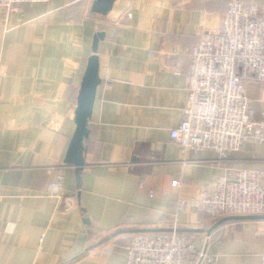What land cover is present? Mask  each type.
Wrapping results in <instances>:
<instances>
[{
  "label": "crops",
  "instance_id": "obj_1",
  "mask_svg": "<svg viewBox=\"0 0 264 264\" xmlns=\"http://www.w3.org/2000/svg\"><path fill=\"white\" fill-rule=\"evenodd\" d=\"M94 1L0 8V264H126L134 235L175 223L195 255L215 257L210 264H261L264 220L228 221L208 235L220 219L180 210L179 201L200 199L228 169L264 172V143L248 142L216 166L217 153H184L170 133L188 103L175 67L188 68L187 51L202 32L221 29L231 2L264 14V0H116L107 16L92 13ZM94 54L101 85L78 172L65 157ZM243 83L264 122V82ZM55 181L59 198L46 195Z\"/></svg>",
  "mask_w": 264,
  "mask_h": 264
},
{
  "label": "built area",
  "instance_id": "obj_2",
  "mask_svg": "<svg viewBox=\"0 0 264 264\" xmlns=\"http://www.w3.org/2000/svg\"><path fill=\"white\" fill-rule=\"evenodd\" d=\"M50 0H0L7 12L21 4ZM132 18V13L127 14ZM189 66L175 73L185 75L188 103L184 119L170 137L184 153L203 151L219 155L214 165L229 161L254 141L264 143V122L255 120L252 101L243 79L254 76L264 82V14L260 5L230 3L215 32H202L187 51ZM174 181L172 187H180ZM141 188L144 185L141 184ZM62 182L51 183L46 195L60 197ZM153 195V192H150ZM179 209H194L217 220L231 215H264V172L228 169L213 190L200 199L180 200ZM193 238L177 231L138 233L127 248L126 264H210L215 257L207 251L196 255ZM261 264H264V255Z\"/></svg>",
  "mask_w": 264,
  "mask_h": 264
},
{
  "label": "water",
  "instance_id": "obj_3",
  "mask_svg": "<svg viewBox=\"0 0 264 264\" xmlns=\"http://www.w3.org/2000/svg\"><path fill=\"white\" fill-rule=\"evenodd\" d=\"M116 0H95L92 5V13L107 16L114 7ZM106 33L99 32L94 36L93 52L97 53L99 42L105 39ZM101 85L100 61L94 54L89 58L88 65L82 80L77 108L75 111L76 131L68 147L65 164L74 166L78 172L85 168L83 157L84 143L89 138L88 121L90 120L97 95V89ZM264 220V215H232L220 219L207 233L228 221Z\"/></svg>",
  "mask_w": 264,
  "mask_h": 264
}]
</instances>
